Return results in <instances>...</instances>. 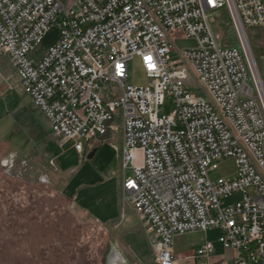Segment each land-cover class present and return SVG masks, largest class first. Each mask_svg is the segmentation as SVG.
Listing matches in <instances>:
<instances>
[{
  "label": "built area",
  "instance_id": "obj_1",
  "mask_svg": "<svg viewBox=\"0 0 264 264\" xmlns=\"http://www.w3.org/2000/svg\"><path fill=\"white\" fill-rule=\"evenodd\" d=\"M223 9L235 46L210 23ZM53 24L59 39L32 59ZM247 28H264V0H0V51L53 132L83 154L120 129L123 203L149 226L157 264H176L177 234L209 230L235 264H264V70ZM135 57L146 86H126ZM224 159L235 176L213 175Z\"/></svg>",
  "mask_w": 264,
  "mask_h": 264
},
{
  "label": "rangeland",
  "instance_id": "obj_2",
  "mask_svg": "<svg viewBox=\"0 0 264 264\" xmlns=\"http://www.w3.org/2000/svg\"><path fill=\"white\" fill-rule=\"evenodd\" d=\"M210 23L224 44L237 45L225 9L213 15ZM247 33L259 67L264 70V28H247ZM59 35L58 24H53L30 57L39 58ZM147 83L140 59L135 57L129 63L126 86ZM160 112L169 113V106ZM114 124L120 125L119 116ZM119 130L93 158L87 156L97 144L79 156L71 142L64 145L46 125L44 115L24 91L9 55L0 51V264H156L152 234L143 237L141 217L133 206L125 205L122 193L117 191H110L107 200L99 195V189H117L116 177L121 180L123 175H132V165L123 173L116 145ZM72 161L77 162L79 175L68 189L85 184L86 191L81 195L93 194L87 211L63 191L71 175L62 170L63 162ZM140 163L141 152L137 151L134 165ZM235 169L233 159H224L213 175L233 177ZM241 198L237 193L226 198L225 203ZM182 235L178 250L186 247L194 252L203 232Z\"/></svg>",
  "mask_w": 264,
  "mask_h": 264
},
{
  "label": "crops",
  "instance_id": "obj_3",
  "mask_svg": "<svg viewBox=\"0 0 264 264\" xmlns=\"http://www.w3.org/2000/svg\"><path fill=\"white\" fill-rule=\"evenodd\" d=\"M44 122L46 123L47 126H49V123H48L47 119L45 118V116H44ZM119 132H120V137L118 139H116V143H117L116 145L118 147V153H119V157H120V160H121V153H120V149H121V131L119 130ZM111 137H112V134H111ZM69 142H71V141H69ZM69 142H66V143H69ZM66 143H64V145ZM71 143L74 146L73 142H71ZM104 143H107V140L106 141H100V139H99L94 144V146H96V144L98 145L97 147L94 148V149H97V151H96L94 156H96L102 150ZM62 147L63 146L58 147V154L56 156L57 165H58V158L61 155L60 149ZM92 151H90L89 154ZM79 156H80V154H79ZM87 158H88V156H87ZM79 162H82V161L79 160ZM121 164H122V162H121ZM62 170L64 172H66L67 174H69V175L71 174L70 175V179H69L68 184H67V189H63V191L70 198H72L83 210L87 211L89 209V205H87V204L92 199L93 194L90 192L87 195L86 194H82L81 195V192L86 191V189H83L85 187V184H81L78 189H68V187L70 186V182L72 180H74L76 176L79 175L78 174L79 173V169H78L77 162H75V161L63 162ZM123 173H125V172H123ZM123 177H124V175H123ZM123 177H122L121 180H118V178L116 177V179H117L116 180L117 189H99V195L102 198H104V200H107L109 198L110 191L111 192L117 191L118 193L119 192L122 193V189L121 188H122V183H123ZM140 220H141V225L144 228V230L141 229L142 230L141 233H142L143 237H147V235L150 234L151 231H150L149 227L145 226V223L142 221V219H140ZM201 232H203V231H201ZM219 235H220V232L218 230H209V231L203 232L201 240L197 243L198 244V248L197 249L201 248L206 242L210 241V242H212L214 244V251L209 256L194 258V257H192V255H194V253H195V251L197 249L194 252H189L186 249V247L183 250H181V251L178 250L177 246H178L179 243H181V241H182L181 239H182L183 235L182 234H177L176 235V243L174 245V254L176 256V264H191L190 260H195L194 264H235L234 261H235V258H236V251L233 250V249H225L218 242ZM151 238L153 240L152 236H151Z\"/></svg>",
  "mask_w": 264,
  "mask_h": 264
},
{
  "label": "water",
  "instance_id": "obj_4",
  "mask_svg": "<svg viewBox=\"0 0 264 264\" xmlns=\"http://www.w3.org/2000/svg\"><path fill=\"white\" fill-rule=\"evenodd\" d=\"M175 44L177 45L178 48H183V47H189V46H196V42L194 40L191 39H176L175 40ZM111 123L109 122L108 125H110ZM111 137V131H110V127L107 128L106 132L101 135L99 137L100 141H105L108 140ZM97 149H94L89 155L88 158H92L95 153H96Z\"/></svg>",
  "mask_w": 264,
  "mask_h": 264
}]
</instances>
